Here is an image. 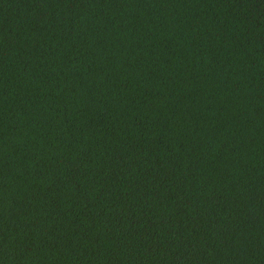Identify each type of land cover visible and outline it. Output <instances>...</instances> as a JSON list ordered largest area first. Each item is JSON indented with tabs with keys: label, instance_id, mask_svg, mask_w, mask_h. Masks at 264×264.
I'll list each match as a JSON object with an SVG mask.
<instances>
[{
	"label": "trees",
	"instance_id": "1",
	"mask_svg": "<svg viewBox=\"0 0 264 264\" xmlns=\"http://www.w3.org/2000/svg\"><path fill=\"white\" fill-rule=\"evenodd\" d=\"M0 264H264V0H0Z\"/></svg>",
	"mask_w": 264,
	"mask_h": 264
}]
</instances>
